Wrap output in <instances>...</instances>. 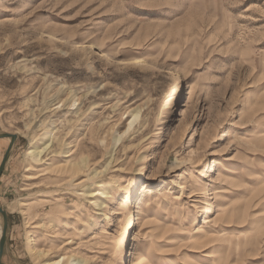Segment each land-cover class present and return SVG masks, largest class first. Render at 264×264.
<instances>
[{
	"label": "rangeland",
	"instance_id": "obj_1",
	"mask_svg": "<svg viewBox=\"0 0 264 264\" xmlns=\"http://www.w3.org/2000/svg\"><path fill=\"white\" fill-rule=\"evenodd\" d=\"M0 134L4 264H264V0H0Z\"/></svg>",
	"mask_w": 264,
	"mask_h": 264
},
{
	"label": "bare ground",
	"instance_id": "obj_2",
	"mask_svg": "<svg viewBox=\"0 0 264 264\" xmlns=\"http://www.w3.org/2000/svg\"><path fill=\"white\" fill-rule=\"evenodd\" d=\"M41 39L44 40V41H48V42H49L51 38H50L48 35H46V34L44 35V34H43V36L41 35ZM74 105H75V103H73L72 106H74ZM61 106H62V105H61ZM61 106H60V107H61ZM60 107H57V108H55V109H58V108H60ZM71 110H72V111H75L76 108H73V109H71ZM137 118H138V113L133 114L132 119H131V120L129 121V123L127 124L126 129L124 130L123 134L120 135V136L118 137L117 140H119L122 136H124V135H126V134H129L131 131L134 130L133 125H134L135 121L137 120ZM131 129H132V130H131ZM51 135H52V134L50 133V134H49V137H50ZM38 154H40V151L36 153V150H30V151L27 152V155H28V156H31L32 158H36ZM147 162H148V160L145 161V164H146ZM145 164H144V165H145ZM130 227H131V225H130ZM1 232H2V228H1ZM1 234H2V233H1ZM0 237H1V235H0ZM51 264H84V263H83L82 261H76L73 257L62 256V257H60L57 261H55V262H53V263H51Z\"/></svg>",
	"mask_w": 264,
	"mask_h": 264
},
{
	"label": "water",
	"instance_id": "obj_3",
	"mask_svg": "<svg viewBox=\"0 0 264 264\" xmlns=\"http://www.w3.org/2000/svg\"><path fill=\"white\" fill-rule=\"evenodd\" d=\"M0 138H9L10 139V144L8 146V149H7V151L3 157V160L0 164V176H1L2 171L4 169V166H5V163L7 161L10 149L16 140V136L8 135V134H0ZM0 215L2 216V220H3L2 234H1V238H0V264H4L2 261V258H3L4 243H5V239H6V231H7V215L1 208H0Z\"/></svg>",
	"mask_w": 264,
	"mask_h": 264
}]
</instances>
